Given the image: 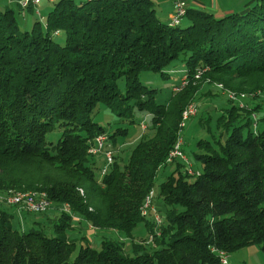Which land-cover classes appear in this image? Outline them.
I'll return each mask as SVG.
<instances>
[{
	"label": "trees",
	"instance_id": "obj_1",
	"mask_svg": "<svg viewBox=\"0 0 264 264\" xmlns=\"http://www.w3.org/2000/svg\"><path fill=\"white\" fill-rule=\"evenodd\" d=\"M53 4L44 22L25 29L14 10L0 11V194H45L60 213L49 236L26 230L17 207L0 205V264H221L220 251L259 245L264 253V0L224 15L187 9L184 26L163 22L151 0ZM176 61L189 80L158 104V90L140 76L167 77ZM199 68L205 70L195 75ZM203 82L229 96V106L220 110L218 133L208 126L210 116L201 122L210 138L196 143L199 173L167 159ZM99 105L132 124L141 114L140 126L149 128L127 162L114 154L102 176L98 162L105 158L90 152L95 139L106 135V146L116 150L129 130L108 135L92 119ZM57 129V141H48ZM168 166L171 173L156 187ZM151 191L152 205L157 196L164 209L161 227L147 219L154 213L142 214ZM49 211L30 227L49 223ZM77 221L132 238L133 255L124 241L105 239L100 250L82 245L85 236H71ZM142 222L152 244L133 238Z\"/></svg>",
	"mask_w": 264,
	"mask_h": 264
},
{
	"label": "rangeland",
	"instance_id": "obj_2",
	"mask_svg": "<svg viewBox=\"0 0 264 264\" xmlns=\"http://www.w3.org/2000/svg\"><path fill=\"white\" fill-rule=\"evenodd\" d=\"M18 21L22 27L21 19H19ZM180 25L184 26L185 21L183 20ZM174 65L175 68L173 69L175 70H172L167 77H162L159 73H153V72H144L140 76L141 82L144 85H146L149 88H154L158 90V94L156 97V102L158 104H167L169 102L173 92L172 88L180 84L181 80L185 76V72H186L185 65L178 61H176ZM203 84L205 83L203 82ZM120 85L122 91L124 92L125 91L124 82H122ZM227 100H228L227 95L220 92L215 85L211 89V92L208 93L207 95L206 94L197 95L193 104H195V107L198 108V113L196 116L190 117L188 120H186L185 127L183 128L181 135L184 141L183 147H184L185 155L188 160V163L180 161L181 163L185 164L184 170H186V168L191 165V168L194 170V172L201 173L203 171V166L199 161L195 159L194 152L197 151L196 143L200 139L210 138V132L209 130H207V127H204L202 125L201 122L208 120L207 118H209L210 116L211 120H208V122H210L208 126L210 127V130H212L214 134L218 133L216 130L217 128L216 120L220 116L219 114L220 110L225 106H229ZM92 119L95 122H97L100 126L105 128L108 135H112L117 128H126L129 130V134L126 138L121 137L117 140L118 148H116L115 150V154H117V156L122 157L123 163L127 162L128 158L130 157L131 151L134 148L140 136L148 133L149 131V128L146 127V129H143L142 126H140L142 120H145L146 122V119L144 118L143 115L137 114L135 118V122L134 124H132L128 120L122 119L119 116H117L116 111H113L112 109L108 108L105 105H99L97 107L95 114L92 116ZM260 127H261V123H260ZM60 134H61L60 130L57 129L54 133L49 134L47 139L48 141H57ZM100 158L102 160L104 159L102 155L100 156ZM99 165L102 166L103 165L102 162L101 163L98 162V166ZM171 171H172V167L168 166L165 170L162 169L159 172V175L155 181L156 187H158L166 179L167 175H169ZM193 179H195V176L190 178V180ZM3 197H5V195H3ZM160 201L161 200L157 196H155L153 204L158 210L157 213L163 218L165 216V213H164V209L160 206L161 204ZM3 202L7 203L5 199H0V203ZM20 206L21 205H16L15 207H17V209H22V207ZM59 214H60L59 212H54L53 214L50 212L48 216L51 218V221L49 223L43 224L42 227L37 225L30 227L31 225H28V223H30L32 219H42L44 217L43 214L42 215L32 214L22 211V213L19 214V216H22L23 218L25 217L27 224V225L25 224L26 230L31 228H33L34 230H42V231L44 230L47 235L51 236L53 234L52 227L54 225V218L56 219V217H54L53 215H59ZM18 219H15L14 224L17 228L22 229L21 228L22 225L20 224L21 218L19 219L20 221ZM147 219L150 220L153 224V227H155V221L153 216L147 217ZM83 225L85 226V230H86V225L85 224ZM85 230H82L83 232L76 231L74 236V238L76 239L78 238L79 240L78 239L77 240L78 242H80L81 240L79 237H81L82 233H84L83 236H85V239L83 240V242H81L82 245H86L87 243L90 244L93 248L100 250L102 248V241L105 239L116 242L124 241L126 253L133 255L132 238L124 237L123 235L119 234L117 231L114 230L94 231V236L90 238ZM149 236H150L149 230L144 222L140 223L133 232V238L135 241H138L143 238L148 239ZM121 237H124V239H122ZM86 239L87 241H85ZM75 256L76 254H73V256L71 257V261L75 258ZM227 256H228L229 264H264V253L261 251L259 245H250L234 253L227 254Z\"/></svg>",
	"mask_w": 264,
	"mask_h": 264
},
{
	"label": "crops",
	"instance_id": "obj_3",
	"mask_svg": "<svg viewBox=\"0 0 264 264\" xmlns=\"http://www.w3.org/2000/svg\"><path fill=\"white\" fill-rule=\"evenodd\" d=\"M21 0H0V11H4L8 8L14 10L19 19H21V24L23 28H31L37 20L45 21L46 15L53 9L54 4L47 0H43L39 7L30 6L26 9H23L20 5ZM84 1V0H76ZM154 3V7L157 13V16L166 23H169L171 18L176 15L175 0H151ZM186 3L187 9H201L205 11L212 12L216 15H224L231 12H244L248 7L254 2V0H183ZM33 7V8H31ZM38 11V12H37ZM180 79V78H179ZM213 88L212 85L203 84L199 91V94H208ZM58 212V210H50L48 213ZM23 218V217H22ZM80 221H77L75 225V230L72 231V237L74 238L75 232H83L85 226L79 224ZM26 222L24 221V225ZM27 225V224H26ZM28 225H33L31 222ZM86 225V223H85ZM99 229L93 228L91 225H86L87 235L92 238L94 236V231ZM102 231V230H100ZM84 233H82L83 235ZM81 235V236H82Z\"/></svg>",
	"mask_w": 264,
	"mask_h": 264
},
{
	"label": "built area",
	"instance_id": "obj_4",
	"mask_svg": "<svg viewBox=\"0 0 264 264\" xmlns=\"http://www.w3.org/2000/svg\"><path fill=\"white\" fill-rule=\"evenodd\" d=\"M21 1H20V5H21ZM42 1L43 0H39L38 3H41ZM185 6H187L185 1H183V0H175L176 10H182V8L185 7ZM35 9H37V6H35ZM183 18H184V16L182 18H175V14H174V16L171 18V21L179 22V21H182ZM203 69L204 68L197 69L195 75L202 74V70ZM184 77H186V80H188V76L187 75H185ZM180 86L181 85H176V86H174L172 88V90L173 91L174 90H178L180 88ZM237 105L240 106L241 108H244V107H246V102L245 103H240V104H237ZM197 113H198V108H195L194 105H193L191 107V110H190V116L191 117L196 116ZM257 121H258V117H257ZM257 121H254V125H253V128L255 130L257 129ZM143 129H145V128H143ZM107 140H108V137L106 135L99 136V137H97L95 139V143L93 145V155H103L104 158H105V162H104V164H103V166L101 168V176L102 175H106L108 173L109 168L112 165V162H114L115 150H113L109 146H106L107 145ZM183 143H184V141H183L182 136H179L178 137L177 146L174 148V151L171 154V156L168 157L167 163L173 162L175 160H184L186 163H188L186 155H185L184 151L182 150ZM11 202H17V201L10 199L6 204H0V205L11 206ZM148 208L153 213H155L156 221L158 222L159 227H161V225L163 223V218L157 213L158 212L157 208L154 206V204H153L152 207H148ZM16 210H17L18 214H21L22 211L28 212V213H32V214H42V213H45V212L50 210V205H43V203H41L40 201H31V202H29L27 204H22V209H16ZM62 211L66 212V213H69V214H72L71 210H62ZM147 243H149V244L153 243V240L150 238V236H149V238L147 240ZM215 252H217V251H215ZM217 254H218L219 258H220L221 264H229L228 256H220V253H218V252H217Z\"/></svg>",
	"mask_w": 264,
	"mask_h": 264
},
{
	"label": "bare ground",
	"instance_id": "obj_5",
	"mask_svg": "<svg viewBox=\"0 0 264 264\" xmlns=\"http://www.w3.org/2000/svg\"><path fill=\"white\" fill-rule=\"evenodd\" d=\"M38 1L39 0H22L21 1V7L23 8V9H26V8H28V7H30V6H33V7H35V6H39L40 5V3H38ZM49 2H56L57 0H48ZM38 3V4H37ZM177 12H176V15H175V18H182L183 16H185L186 15V6L185 7H183L182 8V10H176ZM173 22V21H172ZM181 21H179V22H173V24L174 25H178L179 23H180ZM171 24V23H170ZM205 70V69H204ZM207 71V70H206ZM196 78V77H195ZM198 79V78H197ZM187 83V82H186ZM219 87V86H218ZM180 90V89H179ZM220 90H221V88H220ZM224 91H225V89H223ZM222 90V91H223ZM236 94H238V93H236ZM236 94H232L231 95V97H232V99H235V100H240V98H243V100H245L244 99V97L246 96V95H244V94H242V95H240V96H238V95H236ZM251 95H253V94H251ZM229 97V96H228ZM262 97L264 98V95L262 94ZM247 98V97H246ZM237 102V101H236ZM194 105V107H195V104H190L188 107H187V109L186 110H184V113H183V121H182V123H181V128H183L184 126H185V122H186V120H188L191 116H190V110H191V107ZM196 108V107H195ZM254 118L256 119V116H254ZM182 131V130H181ZM180 134H182V133H180ZM176 146H177V144H176ZM175 146V147H176ZM174 149V148H173ZM174 151V150H173ZM173 151L171 152V154L173 153ZM90 152L91 153H93V148H91V150H90ZM171 154H170V156H171ZM113 163V162H112ZM193 171L192 170H190V173H192ZM153 196H154V192H152L151 191V193L147 196V198H146V200H145V203H144V206H143V208H142V214L143 215H149L150 213V209L148 208V207H152L153 205H152V199H153ZM0 199H5V201H9L10 199H12V200H15V201H17V202H11V205H14V206H16V205H21L20 207H22V204H27V203H29V202H31V201H40L41 203H43V205H50V208H51V204H50V202L48 201V199H47V197H46V195L45 194H41V193H37V192H14V191H9L6 195H5V197H3V194H0ZM152 212V211H151ZM152 214H153V212H152ZM153 217H154V220H155V222L158 224V222L156 221V218H155V213H154V215H153ZM159 225V224H158ZM218 253H220V256H227V253L226 252H224V251H220V252H218Z\"/></svg>",
	"mask_w": 264,
	"mask_h": 264
}]
</instances>
